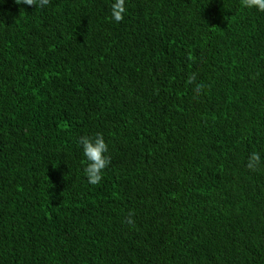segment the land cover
Listing matches in <instances>:
<instances>
[{"label": "trees", "instance_id": "16d2710c", "mask_svg": "<svg viewBox=\"0 0 264 264\" xmlns=\"http://www.w3.org/2000/svg\"><path fill=\"white\" fill-rule=\"evenodd\" d=\"M114 2L0 0V264H264V12Z\"/></svg>", "mask_w": 264, "mask_h": 264}, {"label": "clouds", "instance_id": "9594fccd", "mask_svg": "<svg viewBox=\"0 0 264 264\" xmlns=\"http://www.w3.org/2000/svg\"><path fill=\"white\" fill-rule=\"evenodd\" d=\"M17 5H28L44 8L49 5L51 0H14ZM241 6L244 8H255L260 12H264V0H241ZM126 13L125 0H115L111 4V15L115 22L123 21ZM193 78H189V83H192ZM203 88V85H197V94ZM78 144L82 146L83 156L85 157V167L83 169L87 181L91 185H97L102 180L103 171L111 163V158L105 153L108 152V144L105 142L102 133H96L94 136H81ZM261 164V156L258 152H253L248 157L247 167L256 171ZM126 223L132 224L134 221L131 217L126 218Z\"/></svg>", "mask_w": 264, "mask_h": 264}]
</instances>
